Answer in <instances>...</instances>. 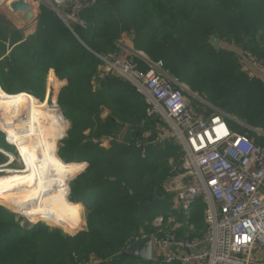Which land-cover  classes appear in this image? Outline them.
I'll use <instances>...</instances> for the list:
<instances>
[{
	"label": "trees",
	"instance_id": "trees-1",
	"mask_svg": "<svg viewBox=\"0 0 264 264\" xmlns=\"http://www.w3.org/2000/svg\"><path fill=\"white\" fill-rule=\"evenodd\" d=\"M82 18L87 26L71 29L42 6L36 28L22 42L20 31L13 37L9 56L0 60V80L7 93L28 91L40 98L50 68L60 79L51 72L48 98L67 80L58 100L72 127L61 156L66 162L90 163L74 179L70 200L89 210L86 228L70 234L45 224L25 227L0 204V264H140L127 247L143 234L156 233L154 218L170 210L172 195L164 184L182 164V146L158 138L156 116L147 117L145 97L130 81L114 73L94 88L102 63L98 55L116 52L115 41L123 33L132 35L135 48L151 59L163 60L191 92L223 111L234 131L264 142V135L251 129H264V76L250 77L239 63L244 51L264 61V0H100ZM212 36L237 41L238 50L215 47ZM5 48L0 44L1 52ZM10 80L23 89L11 90ZM128 124L132 129L120 138ZM108 137L112 141L106 148L102 140ZM11 164L12 159L0 163V183L8 171L20 169ZM205 206L198 199L192 207L191 237L205 228Z\"/></svg>",
	"mask_w": 264,
	"mask_h": 264
},
{
	"label": "built area",
	"instance_id": "built-area-1",
	"mask_svg": "<svg viewBox=\"0 0 264 264\" xmlns=\"http://www.w3.org/2000/svg\"><path fill=\"white\" fill-rule=\"evenodd\" d=\"M27 1L34 11L35 6L53 10L73 29L87 26L82 13L100 0ZM7 3L0 0V6ZM115 44L116 52L98 55L101 67L130 81L144 95L147 117L161 115L170 127L169 133L161 130L158 138H172L184 152L182 164L174 166L183 174L169 189L170 210L154 218L156 233L135 241L151 236L153 264H264V142L234 131L226 114L188 92L163 60H153L135 48L132 35L123 33ZM239 63L250 77L264 76V61L251 52L244 51ZM192 98L215 112L200 109ZM251 129L264 135L262 128ZM198 199L206 205L205 228L191 237L195 226L187 219ZM182 215L186 222L177 220Z\"/></svg>",
	"mask_w": 264,
	"mask_h": 264
},
{
	"label": "bare ground",
	"instance_id": "bare-ground-1",
	"mask_svg": "<svg viewBox=\"0 0 264 264\" xmlns=\"http://www.w3.org/2000/svg\"><path fill=\"white\" fill-rule=\"evenodd\" d=\"M2 89L0 86V128L6 130L7 140L21 150L35 171L25 175L26 166L17 172L8 171L0 183V199L25 215L44 216L77 229L83 205L69 203L65 195L68 177L80 166L66 164L57 155V140L68 120L54 108L56 105L40 102L28 91L7 93Z\"/></svg>",
	"mask_w": 264,
	"mask_h": 264
},
{
	"label": "rangeland",
	"instance_id": "rangeland-1",
	"mask_svg": "<svg viewBox=\"0 0 264 264\" xmlns=\"http://www.w3.org/2000/svg\"><path fill=\"white\" fill-rule=\"evenodd\" d=\"M32 1V0H29ZM41 9L42 7H37L35 6V11L33 9L34 15H35V19L34 21H32L30 24L27 25H23L15 15H13L11 12H9L7 10L6 7L4 6H0V44H5L6 48L4 52L0 51V60H5L7 56H9L12 47L11 42L13 41V37L20 31L21 34L20 36H22L23 38H21V40H19V42H22L29 34L30 30H33L36 28V22H38V16L41 13ZM219 38V37H218ZM220 43H219V47H226L228 49H237V41L235 40H231L229 41V39L226 38H219ZM238 50V49H237ZM242 53V51L240 52ZM51 72H53L58 78L59 76L56 74L55 70L53 68H50L47 72V79H46V83H45V88H44V94L43 97L40 98L39 96H36L38 100L40 102L42 101H46L47 103H49V105H51L53 107V105H56L54 108L60 112L65 118L66 120H68V122L66 123V127L64 130V133L62 135V137H60L57 140V155L60 159L63 160L64 163L66 164H74L77 163H82V165H84V167L81 169V167L77 170L76 173H74L73 175L69 176L67 179V185H68V191L65 195V198L67 199V201L70 202L73 201V198L75 197V193H74V188H73V181L74 179L81 175L82 173H84L87 168L89 167V161H87V159H80V160H75L73 162H66L61 154L63 152V147H64V140L67 138L68 136V132L72 127V120L70 118L67 117V115L65 114V106L63 104H61L59 102V94L60 91L62 90V88H64V86L67 84V80L66 79H62L64 82V84L61 86V88L58 90V92L55 90H52L51 93V98L48 99L47 101V95L49 94V76L51 75ZM115 72L113 71H108L106 69H104L103 67H101V64L99 65L94 77H93V84H94V88L98 89L101 85V80L105 77H107L108 75H112ZM116 74V73H115ZM60 79V78H59ZM11 90L13 91H18V90H22L23 88L18 87V85H16L15 83L11 82ZM0 86H2L4 88V84L3 82L0 80ZM188 89H190L187 86ZM6 89V88H4ZM55 96V99L53 100ZM45 102V103H46ZM107 115V111L104 110L101 114V116L103 118H105V116ZM157 119V124H158V132L157 134L159 135L161 133V130H165L166 133H169L168 131H170V127H168V124L166 123V121L164 120V118L161 115H158L156 117ZM142 123V122H141ZM68 124V125H67ZM141 125H144L143 123ZM2 127V126H1ZM3 128V127H2ZM132 129L131 125H127L126 127L122 128L121 132L122 134L120 135V138L125 139L126 135L128 134V132ZM4 132L2 130H0V147L2 148L3 152L0 153V163H4V162H8L12 159V167L15 168H21L23 166H26V175L28 174H32L35 169L32 166V164L30 163L29 159L21 152V150L15 146L13 143L11 144L7 138V132L6 130L3 128ZM3 132V133H2ZM6 134V135H5ZM7 136V138H6ZM138 137L136 136L135 139H137ZM111 141H112V137H108L102 140V146L109 148L111 146ZM171 162L173 163V160H171ZM23 169V168H21ZM183 174L182 170L177 172V170L174 171V173L171 175V177L169 178V180L164 184V189L167 193L171 194L172 192L169 191L174 189L176 186L175 183V177L179 176ZM156 195L161 197L163 196L160 190L156 191ZM81 203V202H79ZM0 204H2L5 209L10 212V213H15L16 214V218L19 223H21L23 226L25 227H29V228H34L35 226H38L39 224H45V225H49L51 228H56V229H60L63 232H67L70 234H75L78 232H82L83 230H85L86 228V218L87 215L90 213L89 210L86 209V207L83 205V209L81 211V221L79 222L77 229L72 230L70 229L67 225L62 224L56 220H52L50 218L44 217V216H29V215H25L22 212H20L17 208H15V206L13 204H10L8 202H5L3 200L0 199ZM178 221L180 222H186V221H181L180 219L177 218ZM156 228V227H155ZM144 229H141V231L143 232ZM155 232H157V229H155ZM139 257V256H137ZM140 258V257H139ZM142 259V258H141ZM143 260V259H142ZM138 261L140 264H145V260L144 261Z\"/></svg>",
	"mask_w": 264,
	"mask_h": 264
},
{
	"label": "water",
	"instance_id": "water-1",
	"mask_svg": "<svg viewBox=\"0 0 264 264\" xmlns=\"http://www.w3.org/2000/svg\"><path fill=\"white\" fill-rule=\"evenodd\" d=\"M5 7L9 12L15 15L23 25L30 24L35 19L32 4L27 0H14L5 4ZM210 42L215 47H218L220 40L218 37L212 36ZM184 87L188 92H190L187 85ZM126 250L131 255L139 256L145 261H151L153 252V242L151 236H147L142 240H137L131 243Z\"/></svg>",
	"mask_w": 264,
	"mask_h": 264
},
{
	"label": "crops",
	"instance_id": "crops-1",
	"mask_svg": "<svg viewBox=\"0 0 264 264\" xmlns=\"http://www.w3.org/2000/svg\"><path fill=\"white\" fill-rule=\"evenodd\" d=\"M66 81V80H65ZM66 83V82H65ZM2 90H4V89H2ZM5 91V90H4ZM6 92V91H5ZM0 93H1V91H0ZM32 94V93H31ZM33 95V94H32ZM35 96V95H34ZM48 98V97H47ZM62 160V159H61ZM63 161V160H62ZM75 165H77V166H80L81 167V169L83 168V165H82V163H75ZM70 203V202H69Z\"/></svg>",
	"mask_w": 264,
	"mask_h": 264
}]
</instances>
